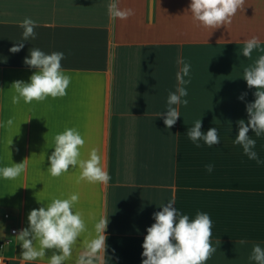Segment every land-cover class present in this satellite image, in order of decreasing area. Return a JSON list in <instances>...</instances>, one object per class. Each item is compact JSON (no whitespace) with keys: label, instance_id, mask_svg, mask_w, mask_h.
Listing matches in <instances>:
<instances>
[{"label":"crops","instance_id":"crops-1","mask_svg":"<svg viewBox=\"0 0 264 264\" xmlns=\"http://www.w3.org/2000/svg\"><path fill=\"white\" fill-rule=\"evenodd\" d=\"M113 2L133 14L113 17ZM189 2L0 0V166L25 160L20 177L0 180V243L8 264H29L20 259L16 239L28 226L29 212L73 192L90 231L95 218L109 217L104 264H141L146 229L169 200L190 218L210 215L217 251L206 264H250L253 244L264 246V134L249 133L260 163L234 143L237 122H247L246 104L255 100L243 68L260 54L254 51L249 59L240 50L254 36L264 44V0H244L219 28L195 21L185 11ZM25 18L36 21L37 37L13 54L9 50L22 41ZM32 47L63 51L71 83L62 97L14 104L11 84L28 81L35 71L24 64ZM185 62L191 65L189 103L178 106L182 116L168 129L160 114ZM197 119L202 131L217 128L219 144L192 142L187 131ZM68 127L85 138L84 158L93 147L102 154L109 183L77 182L80 170L71 166L58 177L49 173L54 137ZM87 236L68 264H75Z\"/></svg>","mask_w":264,"mask_h":264},{"label":"clouds","instance_id":"clouds-1","mask_svg":"<svg viewBox=\"0 0 264 264\" xmlns=\"http://www.w3.org/2000/svg\"><path fill=\"white\" fill-rule=\"evenodd\" d=\"M244 0H190L188 8L193 19L205 27L219 28L230 23L238 10L242 8ZM109 13L113 17L127 18L133 14L132 9L121 11L115 2L109 5ZM23 29L22 41L16 42L10 48L13 54L20 52L25 42L37 37L36 21L25 18L20 22ZM260 53L254 62L243 68L242 78L248 87L255 88V100L246 104L247 122L241 119L237 122V134L234 143L241 145L249 159L260 163L257 152L254 150L256 140L249 135L254 132L257 137L264 134V44L258 37L245 41L240 54L252 58L253 52ZM65 59L63 51L47 53L39 47L29 49L24 58V64L35 69L28 81L17 80L11 84L15 94L12 96L14 104L43 101L48 97L56 98L66 95L71 83V76L62 67ZM189 63H183L177 72L178 81L175 91H170L167 97L166 110L160 114L163 123L171 129L182 116L180 105L187 106L189 101L186 85L190 83ZM189 77V79H185ZM246 93L239 99L244 100ZM9 119L7 125H13ZM21 127V126H20ZM188 137L200 146L203 140L208 146L220 143L216 127L202 131V120L197 119L187 131ZM86 140L75 127L65 128L54 137V151L48 156L49 173L58 177L72 169L78 168L80 175L77 182L87 180L101 184L109 183L111 177L102 154L93 147L83 157L81 149ZM25 161V160H24ZM14 163L0 166V180H15L25 171V163ZM209 172L212 165L207 166ZM79 194L73 192L67 197H53L45 206L32 209L28 214V226L19 230L16 235L21 246L20 259L25 262L46 258L47 264H68L72 259L78 242L83 234L87 238L82 241V251L76 256L75 264H104V256L108 255V236L106 235L109 217L100 215L95 218L91 231L82 212L77 209ZM159 211L153 213L154 223L147 227L141 245V264H206V261L217 251L212 237V219L206 212H197L194 218L182 214L172 200L161 204ZM240 243H245L241 240ZM51 250L50 255L46 253ZM250 264H264V246L253 244L248 257Z\"/></svg>","mask_w":264,"mask_h":264},{"label":"built area","instance_id":"built-area-1","mask_svg":"<svg viewBox=\"0 0 264 264\" xmlns=\"http://www.w3.org/2000/svg\"><path fill=\"white\" fill-rule=\"evenodd\" d=\"M13 233H15V231H13ZM3 249H4V245L0 243V264H8L7 260L3 255Z\"/></svg>","mask_w":264,"mask_h":264}]
</instances>
